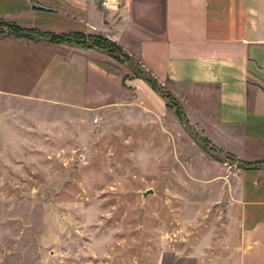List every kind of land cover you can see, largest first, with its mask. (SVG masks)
Wrapping results in <instances>:
<instances>
[{
    "label": "rangeland",
    "instance_id": "rangeland-1",
    "mask_svg": "<svg viewBox=\"0 0 264 264\" xmlns=\"http://www.w3.org/2000/svg\"><path fill=\"white\" fill-rule=\"evenodd\" d=\"M89 4L96 8L93 18L84 16L96 24L91 32L30 27L26 38L0 25L1 42L39 46L6 58L0 50V264H229L221 247L226 198L217 181L264 162L244 166L214 149L159 83L173 117L141 123L124 111L90 116L61 106L53 74H34L27 56L44 52L46 66L54 54L67 60L69 46L88 48L53 38L59 34L87 36V44L115 50L113 59L137 62L103 31L104 0ZM133 71L148 76L138 63Z\"/></svg>",
    "mask_w": 264,
    "mask_h": 264
},
{
    "label": "crops",
    "instance_id": "crops-1",
    "mask_svg": "<svg viewBox=\"0 0 264 264\" xmlns=\"http://www.w3.org/2000/svg\"><path fill=\"white\" fill-rule=\"evenodd\" d=\"M87 2L2 0L0 16L27 28L91 32L96 24L85 17L93 18L96 8ZM45 3L52 12L41 11ZM104 7L109 25L103 31L137 62L75 45L67 60L54 54L46 66L44 52L35 56L37 62L27 56L39 78L53 74L59 105L82 108L90 116L124 111L141 123L173 117L166 99L133 74L138 63L214 149L238 162L264 161V0H104ZM41 13L52 15L51 21ZM19 48L25 54L39 46L0 41L5 58ZM217 182L226 198L221 206L228 237L221 247L228 263L264 264V168L240 169L228 182Z\"/></svg>",
    "mask_w": 264,
    "mask_h": 264
},
{
    "label": "trees",
    "instance_id": "trees-1",
    "mask_svg": "<svg viewBox=\"0 0 264 264\" xmlns=\"http://www.w3.org/2000/svg\"><path fill=\"white\" fill-rule=\"evenodd\" d=\"M0 25L2 26H6L7 28L10 29V32L9 34L11 35H14V36H20V37H26V38H31L29 37L30 35V32L28 30V28H25V27H22L20 25H18L17 23H14V22H7V21H4V20H0ZM74 35H78V34H74ZM78 36H81L82 35H78ZM87 36H85L86 38ZM53 38H56L58 39V41L60 40H65V41H71V40H74L75 42H78V43H81V44H84L86 45L88 48H94V49H97L101 52H104L106 53L107 55H110L111 57H113L115 50H110V49H104V48H98L96 47L95 45L93 44H87L85 42V38L84 39H75L73 38L72 36H69L65 34H59V35H56V36H53ZM97 38H100V37H97ZM41 39V38H40ZM101 47V46H100ZM121 49V47H120ZM115 58V57H113ZM133 74L135 76H138V77H142L154 90L158 91L159 92V89H158V81L152 77L151 75L149 76H143V74H140V73H136V71H133ZM164 98H166V96H169L171 99H173V101L178 105V103L176 102V100L173 98V96L169 93V92H166V96H164L163 94H161ZM179 106V105H178ZM180 107V106H179ZM183 113V112H182ZM179 114V113H178ZM177 114V115H178ZM184 114V113H183ZM179 116V115H178ZM264 162V161H262ZM251 163H247V162H243V165L244 166H247V165H250Z\"/></svg>",
    "mask_w": 264,
    "mask_h": 264
},
{
    "label": "water",
    "instance_id": "water-1",
    "mask_svg": "<svg viewBox=\"0 0 264 264\" xmlns=\"http://www.w3.org/2000/svg\"><path fill=\"white\" fill-rule=\"evenodd\" d=\"M150 193H152V190H151V189L142 192V196H143V198H144L146 195L150 194Z\"/></svg>",
    "mask_w": 264,
    "mask_h": 264
}]
</instances>
